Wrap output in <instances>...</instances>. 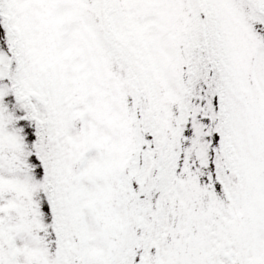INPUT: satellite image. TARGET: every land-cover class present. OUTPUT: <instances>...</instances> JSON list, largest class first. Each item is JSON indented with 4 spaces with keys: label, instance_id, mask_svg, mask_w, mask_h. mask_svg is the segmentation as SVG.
I'll return each instance as SVG.
<instances>
[{
    "label": "snow or ice",
    "instance_id": "1",
    "mask_svg": "<svg viewBox=\"0 0 264 264\" xmlns=\"http://www.w3.org/2000/svg\"><path fill=\"white\" fill-rule=\"evenodd\" d=\"M0 264H264V0H0Z\"/></svg>",
    "mask_w": 264,
    "mask_h": 264
}]
</instances>
